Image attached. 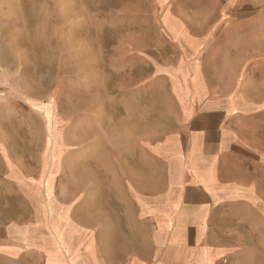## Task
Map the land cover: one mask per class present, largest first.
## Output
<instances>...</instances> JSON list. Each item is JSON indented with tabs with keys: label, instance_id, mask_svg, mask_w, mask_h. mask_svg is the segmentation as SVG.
Masks as SVG:
<instances>
[{
	"label": "crops",
	"instance_id": "obj_1",
	"mask_svg": "<svg viewBox=\"0 0 264 264\" xmlns=\"http://www.w3.org/2000/svg\"><path fill=\"white\" fill-rule=\"evenodd\" d=\"M199 2L157 22L147 71L167 85L172 124L151 143L155 179L128 190L135 234L103 225L98 244L93 193L84 225L46 202L2 230L0 264H115L100 257L114 251L122 264H264V0Z\"/></svg>",
	"mask_w": 264,
	"mask_h": 264
},
{
	"label": "rangeland",
	"instance_id": "obj_2",
	"mask_svg": "<svg viewBox=\"0 0 264 264\" xmlns=\"http://www.w3.org/2000/svg\"><path fill=\"white\" fill-rule=\"evenodd\" d=\"M175 2L0 0V234L46 202L84 225L92 193L106 212L93 221L98 244L103 225L135 234L128 190L155 179L151 143L172 124L149 61ZM116 254L100 257L125 263Z\"/></svg>",
	"mask_w": 264,
	"mask_h": 264
},
{
	"label": "built area",
	"instance_id": "obj_3",
	"mask_svg": "<svg viewBox=\"0 0 264 264\" xmlns=\"http://www.w3.org/2000/svg\"><path fill=\"white\" fill-rule=\"evenodd\" d=\"M2 93H0V95H1Z\"/></svg>",
	"mask_w": 264,
	"mask_h": 264
},
{
	"label": "bare ground",
	"instance_id": "obj_4",
	"mask_svg": "<svg viewBox=\"0 0 264 264\" xmlns=\"http://www.w3.org/2000/svg\"><path fill=\"white\" fill-rule=\"evenodd\" d=\"M135 125V124H134ZM73 142V141H72Z\"/></svg>",
	"mask_w": 264,
	"mask_h": 264
}]
</instances>
